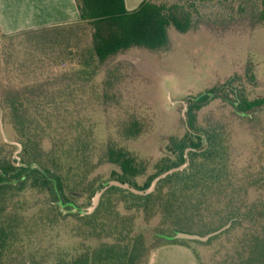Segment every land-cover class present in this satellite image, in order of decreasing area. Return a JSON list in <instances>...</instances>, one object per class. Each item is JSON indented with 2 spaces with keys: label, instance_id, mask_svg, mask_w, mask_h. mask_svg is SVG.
<instances>
[{
  "label": "trees",
  "instance_id": "obj_1",
  "mask_svg": "<svg viewBox=\"0 0 264 264\" xmlns=\"http://www.w3.org/2000/svg\"><path fill=\"white\" fill-rule=\"evenodd\" d=\"M76 1L75 23L0 32L10 46L24 43L23 51L0 48V112L21 146L17 162L11 147L0 143V264H149L153 251L166 245L190 248L198 264H264V98L249 100L230 87L232 80L189 98L185 135L171 137L151 165L127 146L147 133L146 120L129 114L102 139L86 102L95 106L110 98L95 84L101 67L132 49L167 52L169 28L194 32L196 9L144 0L130 12L125 0ZM260 7L263 23L264 0ZM222 29L233 31V23ZM56 69L59 74L49 73ZM216 102L246 122L252 139L243 155L223 119L199 123V114ZM186 155L189 165L150 195L111 187L94 213L70 212V203L89 206L106 181L145 190L185 164ZM139 220L155 223L154 245L138 232ZM230 222L205 243L161 237L205 236ZM193 245L212 248L210 260H201Z\"/></svg>",
  "mask_w": 264,
  "mask_h": 264
},
{
  "label": "rangeland",
  "instance_id": "obj_2",
  "mask_svg": "<svg viewBox=\"0 0 264 264\" xmlns=\"http://www.w3.org/2000/svg\"><path fill=\"white\" fill-rule=\"evenodd\" d=\"M166 1L193 4L195 31L180 33L170 27L167 52L132 49L106 63L95 84L100 93H108L110 98L95 106L86 102L90 120L98 126V136L102 139L113 136V127L129 114L136 113L146 120L147 133L127 146L151 165L164 155L171 137L185 135L189 98H197L231 80L230 87L242 91L249 100L264 98V22L258 21L261 0ZM227 21L233 23V31L222 29ZM23 44L15 40L10 46L0 37V48L23 51ZM49 73L59 74L60 70ZM0 74L4 73L0 71ZM219 117L234 131L237 153L243 155L250 147L252 135L246 122L234 118L229 107L221 102L213 103L199 114V123L206 125ZM260 122L264 126V114ZM3 141L11 147L13 158L20 162L21 146L13 127L3 122L0 112V143ZM104 169L108 172L109 167ZM154 225L141 220L137 223L138 232H143L151 245L155 244ZM64 240L73 241L69 237ZM193 248L205 262L213 254L210 247L193 245Z\"/></svg>",
  "mask_w": 264,
  "mask_h": 264
},
{
  "label": "crops",
  "instance_id": "obj_3",
  "mask_svg": "<svg viewBox=\"0 0 264 264\" xmlns=\"http://www.w3.org/2000/svg\"><path fill=\"white\" fill-rule=\"evenodd\" d=\"M144 0H125L128 11L140 8ZM80 19L76 0H0V32L16 34ZM149 264H198L192 250L166 245L153 251Z\"/></svg>",
  "mask_w": 264,
  "mask_h": 264
},
{
  "label": "water",
  "instance_id": "obj_4",
  "mask_svg": "<svg viewBox=\"0 0 264 264\" xmlns=\"http://www.w3.org/2000/svg\"><path fill=\"white\" fill-rule=\"evenodd\" d=\"M188 153V151H187ZM187 157V162L179 167L176 168H172L162 174H160L159 176H157L153 182L151 183V185L149 186V188L145 189V190H139L133 186H131L128 183H122L120 181L117 180H111L106 182L103 187L95 194L92 204L91 206H89L88 208H78L75 204H68L69 206H71L73 208V212L75 213H80L82 215H90L92 213H94L96 211V209L99 207L100 202H101V198L103 196V194L110 189L111 187H118L121 188L123 190H128L136 195H140V196H146V195H150L153 192H155L159 182L163 179H165L166 177H168L169 175H172L175 172L178 171H182L184 170L188 165H189V158L188 155H186ZM60 205L62 207H66L67 205H64L62 202H60ZM231 226V222L226 225L225 227L207 234L205 236H200L198 234H190V233H185V232H175L173 236H164V238H166L168 241H173V240H183V241H200V242H208L211 238L221 234L222 232H224L225 230H227L229 227ZM27 264H31V263H27Z\"/></svg>",
  "mask_w": 264,
  "mask_h": 264
}]
</instances>
